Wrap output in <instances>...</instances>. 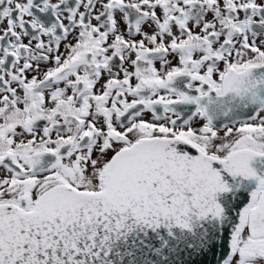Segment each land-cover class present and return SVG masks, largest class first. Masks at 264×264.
I'll return each instance as SVG.
<instances>
[{
    "label": "snow or ice",
    "instance_id": "6c2138e0",
    "mask_svg": "<svg viewBox=\"0 0 264 264\" xmlns=\"http://www.w3.org/2000/svg\"><path fill=\"white\" fill-rule=\"evenodd\" d=\"M0 264H264V0H0Z\"/></svg>",
    "mask_w": 264,
    "mask_h": 264
}]
</instances>
